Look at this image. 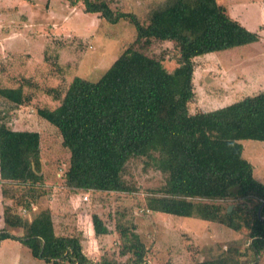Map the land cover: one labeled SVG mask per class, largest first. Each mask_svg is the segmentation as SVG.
<instances>
[{"label":"trees","instance_id":"obj_1","mask_svg":"<svg viewBox=\"0 0 264 264\" xmlns=\"http://www.w3.org/2000/svg\"><path fill=\"white\" fill-rule=\"evenodd\" d=\"M65 1L71 8L82 4L85 14H97L110 25L128 22L135 44L172 41L178 58L168 72L159 60L132 46L95 82L74 77L64 86L42 90L55 105L38 107L36 114L54 127L70 156L64 188L75 194L131 195L137 188L126 171L137 161L163 177L159 188L148 191L146 211L246 233L243 253L228 248L221 257L194 264H241L242 258L245 264H257L264 254V184L254 178L240 142L264 143V92L212 111L190 112L189 105L195 59L255 43L258 34L228 16L215 0H165L143 23L133 13L113 11L107 0ZM21 85L0 84L4 105L14 109L31 101ZM4 119L1 112L0 182L11 199L15 189L25 191L22 207L30 212L44 191L40 137L12 130ZM90 222L96 238L118 236L115 254L123 260H95L85 253L80 236L56 234L50 209L34 214L26 235L16 240L45 264H147V249L133 224L117 223L112 233L100 216L91 215ZM11 237L0 230V242Z\"/></svg>","mask_w":264,"mask_h":264},{"label":"rangeland","instance_id":"obj_2","mask_svg":"<svg viewBox=\"0 0 264 264\" xmlns=\"http://www.w3.org/2000/svg\"><path fill=\"white\" fill-rule=\"evenodd\" d=\"M107 1L113 11L133 13L143 23L147 13L165 0ZM215 1L228 16L257 33L259 39L195 59L190 112L216 110L264 92V0ZM128 47L159 60L168 72L176 67L175 43L146 40L135 44V31L128 22L110 25L97 14H85L82 4L71 8L65 0H0V84L17 87L20 83L25 94L31 95L28 104L14 109L0 99V113L10 129L39 134L44 189L30 212L22 207L25 191L15 189L12 207L15 205L14 210L21 213L25 223L27 216L50 209L56 234L80 236L85 253L95 260L124 258L115 254L117 235H92L93 214L100 216L112 233L117 223L133 224L147 249V264H194L221 257L228 248L243 253L244 231L234 233L200 219L146 211L148 191L159 188L163 177L137 161L126 171V179L137 188L131 195L75 194L64 188L63 174L70 156L54 127L36 114L38 107L55 105L42 90L64 86L74 77L95 82ZM240 143L242 157L251 164L254 178L264 184V143ZM16 237L1 241L0 264H45L33 259ZM244 259L241 264H245ZM256 263L264 264V254Z\"/></svg>","mask_w":264,"mask_h":264},{"label":"crops","instance_id":"obj_3","mask_svg":"<svg viewBox=\"0 0 264 264\" xmlns=\"http://www.w3.org/2000/svg\"><path fill=\"white\" fill-rule=\"evenodd\" d=\"M11 202V194L6 193V195H4L3 187L0 182V230L6 232L10 236L14 235L17 236L16 238H20L26 235L25 231L27 230V226L31 221L30 218H32V216H27L26 219L28 222L25 223V219L21 217L22 215L19 211L16 212V210H14L15 208L12 207ZM13 216L18 218L16 220L17 222L12 219ZM12 229H14L13 233Z\"/></svg>","mask_w":264,"mask_h":264},{"label":"built area","instance_id":"obj_4","mask_svg":"<svg viewBox=\"0 0 264 264\" xmlns=\"http://www.w3.org/2000/svg\"><path fill=\"white\" fill-rule=\"evenodd\" d=\"M81 192H83V191H81ZM83 200L86 201L87 200V196H84L83 197Z\"/></svg>","mask_w":264,"mask_h":264},{"label":"water","instance_id":"obj_5","mask_svg":"<svg viewBox=\"0 0 264 264\" xmlns=\"http://www.w3.org/2000/svg\"><path fill=\"white\" fill-rule=\"evenodd\" d=\"M264 205V201L262 202V205L261 206H263ZM230 209V208H229Z\"/></svg>","mask_w":264,"mask_h":264}]
</instances>
